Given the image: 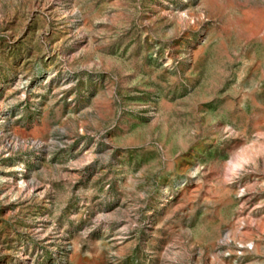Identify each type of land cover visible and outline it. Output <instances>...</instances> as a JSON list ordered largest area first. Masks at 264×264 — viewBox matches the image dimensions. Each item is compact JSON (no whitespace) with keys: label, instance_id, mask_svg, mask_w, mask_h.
<instances>
[{"label":"rangeland","instance_id":"obj_1","mask_svg":"<svg viewBox=\"0 0 264 264\" xmlns=\"http://www.w3.org/2000/svg\"><path fill=\"white\" fill-rule=\"evenodd\" d=\"M0 264H264V0H0Z\"/></svg>","mask_w":264,"mask_h":264}]
</instances>
